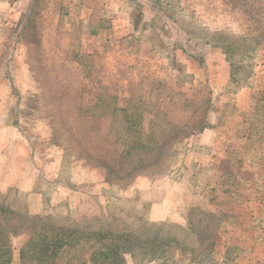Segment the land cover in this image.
Returning <instances> with one entry per match:
<instances>
[{"label":"rangeland","instance_id":"obj_1","mask_svg":"<svg viewBox=\"0 0 264 264\" xmlns=\"http://www.w3.org/2000/svg\"><path fill=\"white\" fill-rule=\"evenodd\" d=\"M0 207V264H264V0H0Z\"/></svg>","mask_w":264,"mask_h":264},{"label":"trees","instance_id":"obj_2","mask_svg":"<svg viewBox=\"0 0 264 264\" xmlns=\"http://www.w3.org/2000/svg\"><path fill=\"white\" fill-rule=\"evenodd\" d=\"M0 211L3 215H5L7 210H3V208L0 207ZM2 228L3 225L0 223V252L3 251V244L5 243V240L7 238L5 234L1 231ZM47 228L48 230L42 233V235H44L42 240L35 241L33 244L27 242L28 246H30V248L34 250L35 255H39V256L41 255V257L43 256L50 257L54 255V253L57 252L59 247L63 245L62 239L64 238L63 236L64 232L62 233L59 231H55V229L51 227H47Z\"/></svg>","mask_w":264,"mask_h":264}]
</instances>
